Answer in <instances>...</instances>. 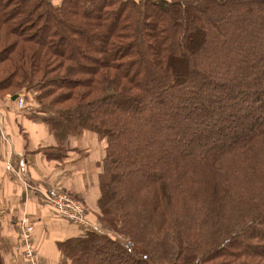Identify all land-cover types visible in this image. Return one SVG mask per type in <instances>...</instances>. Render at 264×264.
<instances>
[{
    "label": "trees",
    "instance_id": "obj_1",
    "mask_svg": "<svg viewBox=\"0 0 264 264\" xmlns=\"http://www.w3.org/2000/svg\"><path fill=\"white\" fill-rule=\"evenodd\" d=\"M7 97L104 143L71 264H264V0H0Z\"/></svg>",
    "mask_w": 264,
    "mask_h": 264
},
{
    "label": "crops",
    "instance_id": "obj_2",
    "mask_svg": "<svg viewBox=\"0 0 264 264\" xmlns=\"http://www.w3.org/2000/svg\"><path fill=\"white\" fill-rule=\"evenodd\" d=\"M16 100L0 98V264H26L17 252L24 218L35 224L40 264H63L57 244L87 229L63 219L46 194L72 193L92 224L104 151L90 133L59 143L43 116L28 105L19 109Z\"/></svg>",
    "mask_w": 264,
    "mask_h": 264
},
{
    "label": "built area",
    "instance_id": "obj_3",
    "mask_svg": "<svg viewBox=\"0 0 264 264\" xmlns=\"http://www.w3.org/2000/svg\"><path fill=\"white\" fill-rule=\"evenodd\" d=\"M16 104L19 109H24L26 105L24 97L17 98ZM46 199L62 218L84 227L90 226L86 207L72 194L62 190H53L46 194ZM34 231L33 222L29 218H24L21 222L19 243L20 250L23 251L27 264H39L38 254L35 249Z\"/></svg>",
    "mask_w": 264,
    "mask_h": 264
},
{
    "label": "rangeland",
    "instance_id": "obj_4",
    "mask_svg": "<svg viewBox=\"0 0 264 264\" xmlns=\"http://www.w3.org/2000/svg\"><path fill=\"white\" fill-rule=\"evenodd\" d=\"M245 81V80H244ZM35 93V91L33 90V91H31V92H29L28 94H29V98H30V100H34V98L36 97V94L34 95V97H33V94ZM36 106V104L33 106V107H35ZM32 107V109H34ZM100 144H101V148L103 149V147H104V143H102V142H100ZM62 191H65V190H62ZM65 192H68V191H65ZM68 193H70V192H68ZM70 194H72V193H70ZM72 196L73 197H75L73 194H72ZM76 198V197H75ZM77 200H79L78 198H76ZM80 201V200H79ZM51 206V205H50ZM52 207V206H51ZM53 208V207H52ZM54 209V208H53ZM94 218V217H93ZM63 219H65V218H63ZM66 220V219H65ZM22 222V221H21ZM34 224V223H33ZM34 226H35V224H34ZM84 228H86V229H89V230H93V231H96V232H99V233H105V234H109L111 231H109L104 225H102L101 224V222H100V219H99V217H98V215H97V217H95L94 218V221H92V224L90 223V226H85ZM35 231H36V228H35ZM35 231H34V238H35ZM109 235H111V234H109ZM19 240V239H18ZM20 248V243H19V247H18V250H20L19 249ZM35 249H36V246H35ZM18 253H20V255L22 256V258L24 259V261H25V263L27 264V260H26V258H25V255H24V253H23V251H17ZM36 252H37V249H36ZM38 259V261H39V258H37ZM39 264H40V262H39ZM63 264H71V262L70 261H68V260H66L65 259V261L63 262Z\"/></svg>",
    "mask_w": 264,
    "mask_h": 264
},
{
    "label": "water",
    "instance_id": "obj_5",
    "mask_svg": "<svg viewBox=\"0 0 264 264\" xmlns=\"http://www.w3.org/2000/svg\"><path fill=\"white\" fill-rule=\"evenodd\" d=\"M17 99V97H14L13 100L15 101Z\"/></svg>",
    "mask_w": 264,
    "mask_h": 264
}]
</instances>
